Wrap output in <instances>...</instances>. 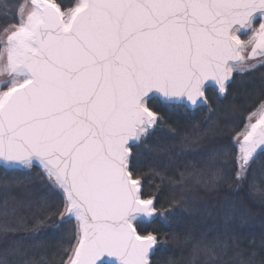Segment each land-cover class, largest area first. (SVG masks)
Listing matches in <instances>:
<instances>
[{
  "label": "snow or ice",
  "instance_id": "6c2138e0",
  "mask_svg": "<svg viewBox=\"0 0 264 264\" xmlns=\"http://www.w3.org/2000/svg\"><path fill=\"white\" fill-rule=\"evenodd\" d=\"M17 15L0 30V167L39 168L62 193L59 204L35 201L47 213L38 223L74 222V243L57 241L60 264H151L161 234L148 227L171 213L145 194L132 150L162 109H211L210 89L226 93L234 73L264 66V0H27ZM248 119L233 137L237 179L264 153V98ZM2 214L0 231L17 230L6 204ZM192 256L253 264L241 252L225 259L226 242L193 243Z\"/></svg>",
  "mask_w": 264,
  "mask_h": 264
},
{
  "label": "trees",
  "instance_id": "16d2710c",
  "mask_svg": "<svg viewBox=\"0 0 264 264\" xmlns=\"http://www.w3.org/2000/svg\"><path fill=\"white\" fill-rule=\"evenodd\" d=\"M24 1L0 0V30L16 23L17 5ZM59 2L72 6L74 0ZM207 95L211 109L207 104L162 109V121L132 150L133 163L144 173L145 194L154 195L158 206L171 213L148 227L161 234L151 264H192V245L199 241L226 242L225 259L235 260V254L241 252L242 259L251 257L253 264H264V153L256 156L243 179L236 178L233 159L237 152L233 137L244 130L258 101L264 98V66L234 73L225 95L215 89ZM189 170H193L192 176ZM196 173H218L222 178L198 182ZM41 196L54 204L63 199L39 168L0 167V225L5 223L2 212L6 204L7 223L17 229L0 231V259H4L5 250L18 249L7 256L8 264H22L23 260L60 264L58 239L64 237V247L74 243L67 239L75 231L73 221L61 224L58 216H52L46 223H38L47 215L35 204ZM20 218L22 223H18Z\"/></svg>",
  "mask_w": 264,
  "mask_h": 264
},
{
  "label": "rangeland",
  "instance_id": "374dc122",
  "mask_svg": "<svg viewBox=\"0 0 264 264\" xmlns=\"http://www.w3.org/2000/svg\"><path fill=\"white\" fill-rule=\"evenodd\" d=\"M24 2H27V0H25ZM24 2H23V3H24ZM249 51H250V49H249ZM248 63H255V60H249ZM257 66H259V65H257ZM257 66H256V67H257ZM257 118H258V117L255 116V115L251 116V121H250V122L254 123L255 120H256ZM248 123H249V119H248ZM248 123H247V124H248ZM154 127H155V126H154ZM244 129H245V128H244Z\"/></svg>",
  "mask_w": 264,
  "mask_h": 264
},
{
  "label": "water",
  "instance_id": "95a60500",
  "mask_svg": "<svg viewBox=\"0 0 264 264\" xmlns=\"http://www.w3.org/2000/svg\"><path fill=\"white\" fill-rule=\"evenodd\" d=\"M228 91V90H227ZM227 93V92H226ZM226 93H223L221 95H225ZM191 108H195V106H191ZM257 152L259 153V149L257 150Z\"/></svg>",
  "mask_w": 264,
  "mask_h": 264
}]
</instances>
